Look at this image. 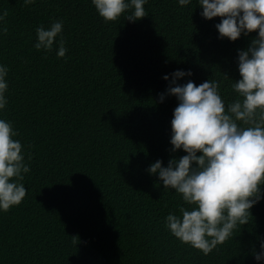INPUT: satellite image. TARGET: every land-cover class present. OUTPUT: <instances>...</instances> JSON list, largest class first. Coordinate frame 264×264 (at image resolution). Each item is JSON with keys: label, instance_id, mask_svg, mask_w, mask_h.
<instances>
[{"label": "trees", "instance_id": "1", "mask_svg": "<svg viewBox=\"0 0 264 264\" xmlns=\"http://www.w3.org/2000/svg\"><path fill=\"white\" fill-rule=\"evenodd\" d=\"M144 8L148 15L134 22L128 13L105 22L92 0H0V14L8 12L0 21L8 29L0 32L8 68L0 118L18 130L30 166L23 202L0 210V264H264L253 254L264 242V186L249 223L204 255L164 227L169 213L191 206L147 171L187 154L171 151L177 98L160 101L170 74L191 70L178 84L218 81L227 105L241 78L238 50L258 31L219 38L221 17H202L198 0H146ZM57 20L63 58L59 36L50 52L34 47L36 28Z\"/></svg>", "mask_w": 264, "mask_h": 264}, {"label": "clouds", "instance_id": "2", "mask_svg": "<svg viewBox=\"0 0 264 264\" xmlns=\"http://www.w3.org/2000/svg\"><path fill=\"white\" fill-rule=\"evenodd\" d=\"M34 2L24 0L25 5ZM189 2L179 0L181 6ZM145 3L146 0H92L105 22L116 21L125 13L128 21L142 19L148 15ZM198 4L202 17H221L215 25L219 38L236 41L241 34L258 31L247 50H238L241 78L231 85L237 95L227 105L218 81L208 80L198 86L191 80L177 83L179 78L191 76V70L171 73L166 93L160 94L161 102L165 95L178 100L171 120V151L182 149L187 154L173 157L166 167L157 160L147 171L158 173L164 188L174 189L191 206H179L181 215L169 213L164 227L181 243L208 255L232 237L238 225L249 223L250 209L261 199L264 186V0H198ZM7 15V10L3 11L0 21ZM62 31L60 20L48 29L37 27L34 47L50 52L59 36L57 57H65ZM0 32L7 34V27L0 28ZM7 74L8 68L0 65V110L8 103ZM163 78L168 80L169 76ZM18 135L11 121L0 118V210L4 212L19 206L27 195L22 181L30 166L25 163L22 143L14 139ZM31 159L29 153L28 160ZM260 248L253 253L257 261L264 259V242Z\"/></svg>", "mask_w": 264, "mask_h": 264}]
</instances>
